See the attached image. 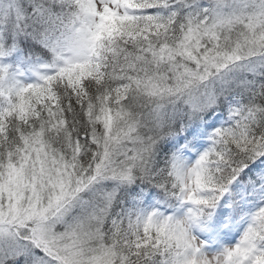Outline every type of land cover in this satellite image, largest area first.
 Returning <instances> with one entry per match:
<instances>
[{
    "label": "snow or ice",
    "instance_id": "obj_1",
    "mask_svg": "<svg viewBox=\"0 0 264 264\" xmlns=\"http://www.w3.org/2000/svg\"><path fill=\"white\" fill-rule=\"evenodd\" d=\"M0 264H264V0H0Z\"/></svg>",
    "mask_w": 264,
    "mask_h": 264
}]
</instances>
